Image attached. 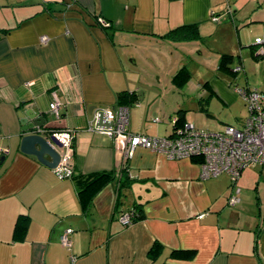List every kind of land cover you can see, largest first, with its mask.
I'll list each match as a JSON object with an SVG mask.
<instances>
[{"label":"crops","instance_id":"0c3cea01","mask_svg":"<svg viewBox=\"0 0 264 264\" xmlns=\"http://www.w3.org/2000/svg\"><path fill=\"white\" fill-rule=\"evenodd\" d=\"M263 38L264 0H0V264H264V165L235 182L225 172L203 179L196 158L137 147L124 159L86 128L122 91L136 95L125 105L135 133L169 135L177 116L198 129L216 127L210 117L241 126L233 86L264 92V75L252 86L247 71L264 66ZM224 53L241 64L235 76L217 67ZM181 67L188 75L175 80ZM30 110L46 127L77 131L74 178L19 151ZM99 172L113 178L84 204L75 176ZM135 203L144 218L124 224ZM68 227L69 249L59 242Z\"/></svg>","mask_w":264,"mask_h":264},{"label":"built area","instance_id":"2783aa9c","mask_svg":"<svg viewBox=\"0 0 264 264\" xmlns=\"http://www.w3.org/2000/svg\"><path fill=\"white\" fill-rule=\"evenodd\" d=\"M212 19L218 20V17L213 16ZM96 20L102 26L109 24L102 17H97ZM256 43H264V38L257 40ZM235 69L241 70L240 66ZM234 90L248 111L239 127L226 125L219 131H210L198 129L191 123L183 122L182 125L173 128L169 135L149 136L132 132L129 129V108L125 105H115L96 109L87 121L86 128L109 136L124 159L131 157L137 147H144L162 153L171 160L182 157L198 159L200 177L203 179L225 172L229 175L231 182H235L244 168L253 164L264 165V92L239 86H235ZM58 106V100L54 96L49 103V109L55 117H58ZM100 112H103L104 123L111 125L97 123ZM173 120L175 123L176 118ZM76 133V130L70 128L59 129L54 133L62 145L59 163L53 169L59 177L73 176L68 159L73 152ZM235 202L237 198L230 196L229 204ZM131 216L132 214L126 211L121 214L120 219L124 224H129ZM203 216L204 213L197 215L198 218ZM72 231V228L68 227L59 236L61 245L68 249L71 246L69 236Z\"/></svg>","mask_w":264,"mask_h":264},{"label":"water","instance_id":"95a60500","mask_svg":"<svg viewBox=\"0 0 264 264\" xmlns=\"http://www.w3.org/2000/svg\"><path fill=\"white\" fill-rule=\"evenodd\" d=\"M20 115H22L21 117L25 115L26 118L23 117L22 127L19 133V151L23 154L34 156L41 164L54 169L58 165L61 157L60 149L62 145L54 135L55 131L59 129L46 127L44 125L45 117H37L31 110L24 114L20 113ZM29 119L31 121H28ZM103 120V112H100L97 123L99 125H111L104 123Z\"/></svg>","mask_w":264,"mask_h":264},{"label":"trees","instance_id":"16d2710c","mask_svg":"<svg viewBox=\"0 0 264 264\" xmlns=\"http://www.w3.org/2000/svg\"><path fill=\"white\" fill-rule=\"evenodd\" d=\"M185 25H181L180 27L174 28L171 31H168L166 35H169L170 33L178 30V28L184 27ZM106 27V26H103ZM232 55L230 54H221L218 60L217 67L220 71L225 72L226 74L230 75H236L240 70H236L235 68L237 66L241 65L237 64L236 66L232 65ZM188 75L187 70L185 67H181L174 75V79H179V81L184 80V78ZM235 87V86H233ZM260 91V90H259ZM263 92V91H261ZM136 95L134 93H127L125 91H122L117 94L116 96V102L115 105H127L131 101L132 98H134ZM246 107V106H245ZM183 118L182 116H177L176 121L174 123V126L172 127L175 128L176 126H180L183 124ZM172 132V131H171ZM74 178V176H73ZM77 180V190H78V195L80 197V200L86 204L90 201L92 196L107 182V180H111L113 177L111 174L106 173V172H99L96 174H93L91 176H86V177H76ZM121 184L120 185H125V182H127V179L120 178ZM129 211L132 216L130 218V223L135 222L137 220H141L144 218V213L142 209V204L141 203H135L133 204L132 208H130ZM21 215H19L18 219L20 218ZM190 256L189 254H187Z\"/></svg>","mask_w":264,"mask_h":264},{"label":"rangeland","instance_id":"374dc122","mask_svg":"<svg viewBox=\"0 0 264 264\" xmlns=\"http://www.w3.org/2000/svg\"><path fill=\"white\" fill-rule=\"evenodd\" d=\"M225 19V18H224ZM226 20V19H225ZM224 20V21H225ZM241 55V54H240ZM242 57H243V59H245L246 61H248L247 60V54L246 53H243V55H241ZM210 60H209V62H210V64H208V67L210 68V69H212V68H214V69H216L215 67H216V65H215V63H216V56L214 55V54H212V56L209 58ZM239 64V63H238ZM237 65V64H236ZM236 65H233V66H236ZM239 65H241V64H239ZM256 67L258 68V73H257V75H256V77L258 78L257 80H254L253 79V77L251 76L255 71H256ZM247 71H248V73L250 74V80H251V84H252V86H254V85H256V86H258V84H262V83H259L260 81V79H261V76L262 75H264V66H262L261 64H257V65H254V64H251V63H249V62H247ZM222 73V72H221ZM241 78H243V77H241ZM254 84V85H253ZM264 84V83H263ZM260 85L259 87L260 88H262V87H264V85ZM259 88V89H260ZM242 103V102H241ZM244 106V105H243ZM246 112H248L247 111V108L245 109V112H244V115H245V113ZM210 119H213L215 122H216V127H213V128H209V127H204V128H208V130H211V131H217L218 129L217 128H219V126L221 125L222 127L223 126H225V124L224 123H222L221 121H219L220 119L218 118V117H210Z\"/></svg>","mask_w":264,"mask_h":264}]
</instances>
